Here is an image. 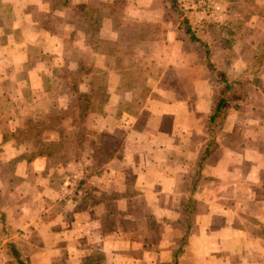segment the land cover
I'll return each instance as SVG.
<instances>
[{
	"label": "rangeland",
	"instance_id": "rangeland-1",
	"mask_svg": "<svg viewBox=\"0 0 264 264\" xmlns=\"http://www.w3.org/2000/svg\"><path fill=\"white\" fill-rule=\"evenodd\" d=\"M114 1V17L120 23L115 28L121 39L116 70L121 72L113 76L100 68L102 59L96 56L101 44V27L91 21H98L100 16L80 0L71 8H65L64 1L60 0L50 12L35 9L33 30L20 26L21 18L16 24L17 19L10 17L11 10L7 24L0 27L10 33L12 29L16 39L0 43V258L5 264H16L10 250L11 247L18 249L12 238H22L26 233L10 232L3 206L10 205L13 197L15 215L34 202L42 210L47 203L42 201L46 196L41 190L49 179L64 194L63 202L65 199L82 202L89 194L86 183L94 177V172L101 173L96 171L99 163L108 160L111 150L120 148L121 133L111 140L107 134L97 132L101 131L102 117L109 108L108 83L120 85L116 95L127 103L122 107L126 112L141 113L150 97L161 102L179 98L190 102V112H195L200 125L202 119L206 121L210 106L213 107L217 98L220 87L214 85L218 83L219 72H227L231 79L242 76L250 79L247 98L238 101L239 95L236 96L229 114L235 116L224 124L211 146L208 160L211 159L212 166L220 165L226 170L228 165L219 156L218 139L225 133L223 130L236 125L249 132L251 125H255L253 113L263 119L264 73L256 77L252 72L258 64L259 70L264 71V0H175V5L170 0ZM184 19L189 20L197 37L215 53L211 58L212 68L208 67L204 48L185 33ZM257 56L262 57L256 59ZM94 68L101 71L94 74ZM127 97L137 104L129 106ZM196 139L195 154L196 150L204 151L210 143L209 137L202 134ZM44 156L51 158L52 171L35 174L30 168ZM252 162L247 161L243 167L250 179L244 178L246 184H252L261 175ZM193 174L195 179L200 175L198 170ZM66 181L70 183L67 193L63 191ZM197 184L198 181L185 191L178 190L184 192V200L165 202L164 206L179 213L185 211ZM238 189L230 188L228 194L241 195L245 200L253 196L252 190H245V194ZM173 191L172 186L163 189L167 196L175 195ZM202 191L203 187L197 200L201 207ZM212 194L208 190L205 196ZM245 206L243 201L232 204L241 214L230 220L238 227L243 225L258 232L262 225L244 212ZM147 212L152 214L151 210ZM180 219L183 221L178 216L169 218L157 214L150 216L147 223L150 227H167L171 231L182 226ZM165 236L173 239L172 232ZM253 236L256 238L257 234ZM247 247L246 261H256L252 253L257 256L264 253L262 241Z\"/></svg>",
	"mask_w": 264,
	"mask_h": 264
},
{
	"label": "crops",
	"instance_id": "crops-1",
	"mask_svg": "<svg viewBox=\"0 0 264 264\" xmlns=\"http://www.w3.org/2000/svg\"><path fill=\"white\" fill-rule=\"evenodd\" d=\"M57 1L59 3L60 0H0V27L7 24L6 19L11 10L10 17L17 19L16 24L21 18L20 26H25L26 30H33L35 9L50 12L57 5ZM62 1L65 3V8H71L72 4L78 2V0ZM81 2L88 4L89 9L100 16L98 21L94 19L91 21L101 27V44L96 55L102 59L100 68L105 69L109 76L120 73V69L116 70V63L121 56L119 52L121 39L115 28L120 24L114 17L115 1L80 0ZM170 36L169 33V38ZM14 40L16 41L12 29L11 33L0 29V43H11ZM4 48L11 49V46ZM104 48L106 50L101 51ZM97 71L101 70H95L93 73L97 74ZM150 73L153 71L150 70ZM94 88L93 86L92 90ZM107 89L110 91L109 96L111 94L108 97L109 108L102 117L101 131L97 132L107 134L111 140L118 138L119 132L122 134V142L120 148L110 151L107 161L98 162L100 166L96 171L100 170L101 173L96 175L94 172V177L92 176L86 183L89 189L87 199L82 202L79 199L76 203L65 199L66 201L63 202L64 194H61L53 180L49 179L45 188L41 190L46 196L42 201L47 203L42 210L34 202L15 215L13 197L10 205L3 206L10 232L22 230L26 233L22 238L16 236L12 238L24 262L26 264H264V253L259 256L252 253L256 261L244 259V253L249 251L247 246L258 241L264 242V194H262L264 193V178L262 179L264 116L260 120L259 115L253 113L252 122H255V125H251L249 132L234 125L220 134L219 156H222L223 161L228 165L227 170L220 165L212 166L211 159L208 160L210 153L203 164V169L199 172V165L208 145L205 146L204 151L196 150L195 154L193 149L197 146L196 136L201 134L208 136L209 141L211 138L206 129L205 119H202L199 125L195 112H190L188 100L178 98L161 102L150 97L146 108L141 113L134 114L122 108L127 103L116 95L120 85L108 83ZM126 99L131 102L128 103L129 106L137 104L133 103L130 97ZM113 100L114 103L111 102ZM211 110L210 106V113ZM144 113L145 116L142 117ZM231 115H228L225 123L228 120L230 122L235 116ZM99 154L100 152L97 156ZM249 160L257 167L256 172L261 173L256 176L257 179H253L252 184L244 182V178L250 181L243 170L244 164ZM52 167L51 158L44 156L35 160L30 169L35 174L43 175L52 171ZM195 170L200 173L197 179L193 174ZM197 181V190L193 189L191 192L185 211L179 213L164 206L165 202L184 200V192L181 191L187 190ZM166 186H172L175 195L164 194L163 189ZM202 187L201 207V204L197 205V200ZM237 187L239 192L252 190L253 196L245 200L241 195L228 194L230 188ZM208 190L213 194L207 197L205 193ZM180 195L182 196L179 197ZM236 201H243V205H246L244 212L262 225L258 232L253 228H244L243 225L238 227L236 222L230 220V218L235 220L241 214L231 207ZM147 210H151L152 214H148ZM177 210L181 211L180 208ZM189 212H192L189 214L192 226L185 244L182 245L187 232ZM157 214L159 217L183 218V221L180 219L182 226L173 228V231L167 227L161 229L156 226L150 227L147 219ZM170 232L173 239L165 236ZM254 234H257L256 238ZM182 248L183 252L175 261L176 254Z\"/></svg>",
	"mask_w": 264,
	"mask_h": 264
},
{
	"label": "trees",
	"instance_id": "trees-1",
	"mask_svg": "<svg viewBox=\"0 0 264 264\" xmlns=\"http://www.w3.org/2000/svg\"><path fill=\"white\" fill-rule=\"evenodd\" d=\"M173 5H175V0H170ZM185 26V33L188 34L190 36V40L193 42H196L198 44H200L204 50H205V57L206 60L209 64V68H212V63H211V58L213 57V51L211 50L210 47H208L207 44H205L202 39H200L199 37H197L196 33L190 28L189 26V20L188 19H184L183 24ZM215 55V53H214ZM262 56H257L256 59H260ZM254 72L253 75L254 76H258L261 73H264L263 70H259V64L258 67L256 69H253ZM216 69H213V72H215ZM219 79L217 80V84L214 85L215 86H219L220 89L218 91V95L217 98L213 104L211 113L208 115L207 120H206V129L208 131V133L211 135V140L210 143L208 145V147L206 148V151L201 159V163L199 165V172H201V170L203 169V164L207 161V158L209 156V154L211 153V146L214 145L216 142V138H217V133L222 129V127L224 126L226 119L228 117V115L231 112V106L233 104V101L236 100V96L239 95L238 97V101H242L245 100L247 98V90H248V84L250 83V79H248L247 77L244 78L239 77L236 79H231L228 76L227 72H219ZM212 85V84H211ZM211 88H213V85L211 86ZM241 88V91L239 92L238 89ZM214 90V89H212ZM190 209V208H189ZM192 212L188 213V223H187V232L186 235L184 237L183 243L182 245L185 244L186 240H187V235L189 234L190 228L192 226V220L189 214H191ZM183 252V248L179 251L178 254H176L175 256V261L178 260V256L179 254H181ZM11 256L12 258L15 260L16 264H26L21 256V254L15 250L13 247H11L10 250Z\"/></svg>",
	"mask_w": 264,
	"mask_h": 264
},
{
	"label": "built area",
	"instance_id": "built-area-1",
	"mask_svg": "<svg viewBox=\"0 0 264 264\" xmlns=\"http://www.w3.org/2000/svg\"><path fill=\"white\" fill-rule=\"evenodd\" d=\"M64 188H65V193H67L68 191H69V186H70V183L68 182V181H66L65 183H64ZM2 259L0 258V264H5V262L6 261H1ZM3 260H5V258L3 259Z\"/></svg>",
	"mask_w": 264,
	"mask_h": 264
}]
</instances>
